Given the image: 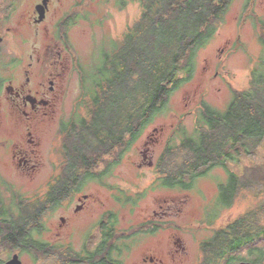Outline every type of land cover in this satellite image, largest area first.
I'll return each mask as SVG.
<instances>
[{"label": "trees", "instance_id": "1", "mask_svg": "<svg viewBox=\"0 0 264 264\" xmlns=\"http://www.w3.org/2000/svg\"><path fill=\"white\" fill-rule=\"evenodd\" d=\"M139 1L141 16L121 42L110 43L111 49L102 52L92 70H82L78 105L86 114L61 123L63 169L55 178L59 198L94 179L95 169L106 157L115 158L104 166L119 164L165 114L173 93L192 80L199 52L216 36L236 0ZM259 24L262 51L249 87L235 90L224 110L203 102L192 134L176 129L156 164L161 174L157 180L170 190L189 191L209 171L227 170L205 214L208 226L232 208L243 191L260 196L254 210L201 242L199 264L237 263L242 260L238 253L245 249L256 255L252 262H264V245L260 246L264 241V168L246 169L238 175L228 167L239 162L241 155L253 156L264 143V20Z\"/></svg>", "mask_w": 264, "mask_h": 264}, {"label": "rangeland", "instance_id": "2", "mask_svg": "<svg viewBox=\"0 0 264 264\" xmlns=\"http://www.w3.org/2000/svg\"><path fill=\"white\" fill-rule=\"evenodd\" d=\"M80 1H66L61 7L55 5V11L50 16V27L64 12L67 13L63 18H72L73 23L65 31L66 46L70 51L64 53L69 61L64 71V97L55 107V118L42 131L41 159L45 167L35 176L36 182L50 179L49 164L52 162L57 169L62 166L61 123L76 114H86L83 107L78 105L82 94V70H92L99 63L102 52L111 49L110 43L121 42L124 33L139 20L142 13L139 0ZM79 4H82L80 11H72ZM259 20H264V0H236L216 36L199 52L192 80L173 93L165 114L133 144L112 172L103 177L104 187L91 182L87 184L84 193L100 194L105 212L109 209L116 214V227L124 232L131 228V232L135 233L134 246L126 255L128 264L141 263L147 254L166 259L169 250L167 242L176 231L188 247L185 264H199L203 240L260 204V196L256 197L252 191H243L233 207L224 210L217 222L208 226L205 224V214L218 195L219 183L226 180L227 170L215 168L200 177L191 190L183 191L162 188L158 183L161 174L157 168L147 167L150 161L153 165L159 162L176 129L184 128L192 134L203 102L224 110L235 90L249 87L251 71L262 51ZM42 37L47 41L46 36ZM52 144L53 153L50 151ZM143 152H147L150 160L144 159ZM114 158L112 155L106 157V162L100 163L95 171H101ZM228 167L238 175H242L246 169L264 168V143L253 156L241 155L239 162L229 163ZM1 169L3 181L0 187L4 190V196L15 194L30 180L9 167ZM7 186L12 191H8ZM121 190L135 196L131 198V205L134 206L131 209L127 205V195L119 194ZM160 199L173 203V209L184 204V212L179 216L169 212L165 217L166 227L159 235H144L140 229L151 222L148 220L152 218V212L158 209ZM104 222L106 227L110 226L109 219ZM174 223L181 229H176ZM262 245L264 241L260 243ZM7 255L10 254L0 252V260L5 261ZM238 257L242 259L239 262H252L256 255H250L245 249L238 253ZM25 258L26 261L31 260L30 257Z\"/></svg>", "mask_w": 264, "mask_h": 264}, {"label": "flooded vegetation", "instance_id": "3", "mask_svg": "<svg viewBox=\"0 0 264 264\" xmlns=\"http://www.w3.org/2000/svg\"><path fill=\"white\" fill-rule=\"evenodd\" d=\"M66 1L74 0H0V174L1 168L9 167L30 179L16 196H4L0 185V252L10 254L0 264L15 255L22 264H128L126 255L134 246L135 233L131 228L124 232L116 227V214L109 209L105 212L100 194L84 193L90 182L104 187L103 171L107 176L114 167L104 166L80 190L61 198L56 196L59 182L55 178L63 166L57 169L52 162L50 179L34 180L45 167L41 159L43 128L55 118V107L64 97V71L69 62L64 53L70 51L65 31L72 18H63L64 12L51 27L49 22L55 5L61 7ZM50 151L54 152L53 144ZM143 156L150 160L147 152ZM152 165L150 161L147 167L158 169ZM121 191L119 194L127 195L128 207H134L131 198L135 196ZM172 204L160 199L151 222L141 232L159 235L169 212L182 215L184 204L175 211ZM105 219H109V227ZM168 244L166 259L147 254L135 264H185L188 247L178 231Z\"/></svg>", "mask_w": 264, "mask_h": 264}, {"label": "water", "instance_id": "4", "mask_svg": "<svg viewBox=\"0 0 264 264\" xmlns=\"http://www.w3.org/2000/svg\"><path fill=\"white\" fill-rule=\"evenodd\" d=\"M42 12H41V18H42ZM152 164V163H151ZM4 264H22L21 260L19 259L18 255H15L11 260ZM233 264H263V263H254V262H238V263H233Z\"/></svg>", "mask_w": 264, "mask_h": 264}]
</instances>
